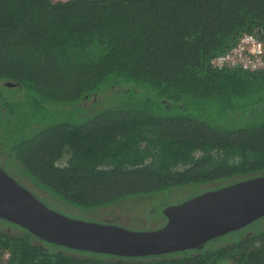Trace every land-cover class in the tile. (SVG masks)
I'll use <instances>...</instances> for the list:
<instances>
[{
    "label": "trees",
    "instance_id": "trees-1",
    "mask_svg": "<svg viewBox=\"0 0 264 264\" xmlns=\"http://www.w3.org/2000/svg\"><path fill=\"white\" fill-rule=\"evenodd\" d=\"M245 31L264 37V0H0V149L14 178L82 211L159 196L164 217L173 190H187L176 204L264 175V72L210 63ZM0 264H264V216L145 257L0 218Z\"/></svg>",
    "mask_w": 264,
    "mask_h": 264
},
{
    "label": "water",
    "instance_id": "water-1",
    "mask_svg": "<svg viewBox=\"0 0 264 264\" xmlns=\"http://www.w3.org/2000/svg\"><path fill=\"white\" fill-rule=\"evenodd\" d=\"M162 214L163 226L143 231L68 217L47 206L0 166L1 219L57 245L125 257L200 248L258 220L264 216V175L168 205Z\"/></svg>",
    "mask_w": 264,
    "mask_h": 264
},
{
    "label": "rangeland",
    "instance_id": "rangeland-1",
    "mask_svg": "<svg viewBox=\"0 0 264 264\" xmlns=\"http://www.w3.org/2000/svg\"><path fill=\"white\" fill-rule=\"evenodd\" d=\"M52 1H66V0H52ZM66 156H64L60 163L64 164ZM0 166L12 177L14 174V164L11 157H8L5 151L0 149ZM187 190L180 188L179 190H173L171 197L178 199L168 200L171 204H175L176 200H181ZM182 194V195H181ZM162 197L163 195L160 194ZM181 196V197H180ZM180 197V198H179ZM161 197L152 196L149 198L138 196L131 197L127 201L119 202L116 204H109L107 206L91 209L89 211L77 210L74 208H68L65 205L46 202L47 205L55 209L68 217H74L86 221L101 222V223H115L120 226L126 227L130 230L143 231L153 230L160 228L166 222L165 217L160 214L152 213V206L156 201H159ZM179 203V202H178ZM159 205V204H158ZM157 206V205H156ZM73 212H70L68 210ZM6 257V256H4Z\"/></svg>",
    "mask_w": 264,
    "mask_h": 264
},
{
    "label": "built area",
    "instance_id": "built-area-1",
    "mask_svg": "<svg viewBox=\"0 0 264 264\" xmlns=\"http://www.w3.org/2000/svg\"><path fill=\"white\" fill-rule=\"evenodd\" d=\"M210 63L216 69L264 72V37L253 31L242 32L230 47L212 57Z\"/></svg>",
    "mask_w": 264,
    "mask_h": 264
}]
</instances>
